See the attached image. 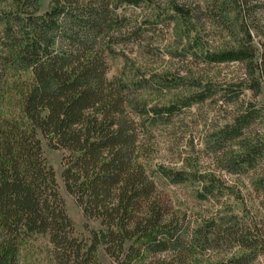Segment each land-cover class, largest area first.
Listing matches in <instances>:
<instances>
[{
  "label": "trees",
  "instance_id": "trees-1",
  "mask_svg": "<svg viewBox=\"0 0 264 264\" xmlns=\"http://www.w3.org/2000/svg\"><path fill=\"white\" fill-rule=\"evenodd\" d=\"M155 3L185 48L208 62L240 64L238 88L264 90V0H50L44 13L40 0H0V264H18L21 249L38 236L55 264H100L99 244L111 264H264V235L256 224L251 232L250 220L231 214L189 227L173 209L162 180L174 185L192 175L201 198L212 181L188 165L152 163V126L174 107L147 109L122 72L108 75L117 35L137 30L132 15L119 10ZM196 86L201 90L188 93L184 105L210 95L209 85ZM258 112L247 102L214 133L220 148L239 139L237 150L220 156L231 173L264 156V132L243 134ZM41 137L64 150L65 188L101 225L89 241L73 233ZM260 176L264 191V170ZM220 241L235 247L230 255L198 259Z\"/></svg>",
  "mask_w": 264,
  "mask_h": 264
},
{
  "label": "rangeland",
  "instance_id": "rangeland-1",
  "mask_svg": "<svg viewBox=\"0 0 264 264\" xmlns=\"http://www.w3.org/2000/svg\"><path fill=\"white\" fill-rule=\"evenodd\" d=\"M49 2L40 0V13L49 9ZM156 4L152 5V9L125 6L119 10L132 15L129 24L136 25L137 30L134 33L135 30L127 31V28L125 31L123 28L122 34L117 35L108 75L111 77L122 72L128 91L145 99L147 109L168 103L173 105L172 114L158 119L152 126V163L177 168L188 165L191 174L194 173L195 177L207 175L213 185L211 192L201 198V183L197 179L193 181L192 175L189 180L174 185L162 180L161 185L169 195L171 206L184 216L187 225L191 227L203 223V219L209 217H217V221L221 217L237 214L243 220L251 221V232H256L252 228L256 224L264 235V191L257 183L258 178H263L260 175L264 170V156L254 166L231 173L221 163L220 156L237 150L239 139L227 140L221 148L214 142V133L230 123L247 102L259 112L243 129V134L248 138L261 137L264 132V90L253 95L249 89L238 88L243 76L240 64L208 62L198 50L185 48L172 29L173 25L164 18L165 7ZM209 29L211 34L212 29ZM131 31L133 35H130ZM210 34L206 38L212 37ZM195 51L197 54H193ZM142 79L145 81L139 83ZM197 82L209 85L207 93L210 95L202 101L184 105L188 93L201 90L200 86H196ZM228 88L233 94L226 96ZM41 144L43 154L53 168L65 211L73 223V233L89 241L91 231H97L101 225L98 220L83 215L74 196L65 188L62 179L64 150L52 148L42 137ZM211 244L212 247L208 245L199 253V260L225 259L235 249L223 241ZM48 249L46 239L38 236L21 249L18 264H55ZM196 251H200L199 247ZM96 257L100 264L112 263L103 244L98 245Z\"/></svg>",
  "mask_w": 264,
  "mask_h": 264
}]
</instances>
